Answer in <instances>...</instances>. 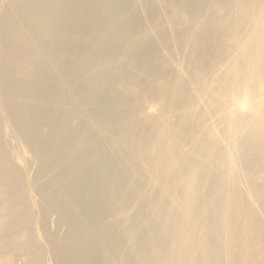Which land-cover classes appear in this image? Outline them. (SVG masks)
I'll return each mask as SVG.
<instances>
[{"label":"bare ground","instance_id":"obj_1","mask_svg":"<svg viewBox=\"0 0 264 264\" xmlns=\"http://www.w3.org/2000/svg\"><path fill=\"white\" fill-rule=\"evenodd\" d=\"M0 264H264V0H0Z\"/></svg>","mask_w":264,"mask_h":264},{"label":"rangeland","instance_id":"obj_2","mask_svg":"<svg viewBox=\"0 0 264 264\" xmlns=\"http://www.w3.org/2000/svg\"><path fill=\"white\" fill-rule=\"evenodd\" d=\"M54 220H55V216H51L50 219H49V221H50V225L54 222ZM51 226H52V225H51Z\"/></svg>","mask_w":264,"mask_h":264}]
</instances>
